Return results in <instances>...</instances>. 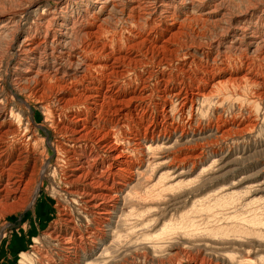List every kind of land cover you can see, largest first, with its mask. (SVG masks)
Instances as JSON below:
<instances>
[{
	"label": "rangeland",
	"instance_id": "rangeland-1",
	"mask_svg": "<svg viewBox=\"0 0 264 264\" xmlns=\"http://www.w3.org/2000/svg\"><path fill=\"white\" fill-rule=\"evenodd\" d=\"M0 130V264H264V0H0Z\"/></svg>",
	"mask_w": 264,
	"mask_h": 264
},
{
	"label": "bare ground",
	"instance_id": "bare-ground-1",
	"mask_svg": "<svg viewBox=\"0 0 264 264\" xmlns=\"http://www.w3.org/2000/svg\"><path fill=\"white\" fill-rule=\"evenodd\" d=\"M105 1V0H104ZM108 1V0H107ZM163 1V0H162ZM133 2V1H132ZM179 2V1H178ZM81 3V2H80ZM112 3V2H111ZM168 3V2H167ZM180 3V2H179ZM104 5V4H103ZM214 11V10H213ZM44 13V12H43ZM212 13V12H211ZM83 20V19H82ZM97 20V19H96ZM72 23H74V22H72ZM73 25V24H72ZM172 25V24H171ZM162 27H163V31H170V25H167V24H162ZM96 28V27H95ZM94 28V30L93 31H86V32H84V35L83 36H85L86 37V39H87V41L85 40V42H84V44L81 46V47H79V49L81 50V53L83 54V55H81V54H79V56L81 55V61H77V59H76V64L78 63L79 65H81L82 67H83V69H82V73H81V75H80V79L79 80H84L87 76V72H86V68H91V69H103L104 70V72L106 73V74H108V76L110 75V74H112V73H114V70H115V67L117 68V66H115L116 64H119L120 62H122V61H124V60H126V59H128L129 60V57H127V55L126 54H117V55H115L114 54V52L110 49V47L108 46V45H106V44H103L104 43V41H103V43H98L97 41V38H99L98 37V31L96 30ZM155 28H157V26L155 27ZM62 31V30H61ZM59 32V31H58ZM71 32V31H70ZM172 32V31H171ZM60 33V32H59ZM55 32H53V33H51V35H52V38H54V36H55ZM148 39V38H147ZM101 40V39H100ZM26 41V40H25ZM56 41V40H55ZM101 42V41H100ZM106 43V42H105ZM145 43V42H144ZM37 44H39V43H36V45ZM135 44V43H134ZM137 44V43H136ZM22 46H27V44H24V45H22ZM75 46V45H74ZM127 47V46H126ZM149 47V46H148ZM154 47V46H153ZM77 49H78V46L76 47ZM78 49V50H79ZM127 51V50H126ZM125 51V52H126ZM80 52V51H79ZM89 53H93V55H92V57L91 56H89L88 54ZM78 54V53H77ZM77 54H76V56H77ZM89 58V59H88ZM87 59H88V61H87ZM134 59V58H133ZM130 60H131V58H130ZM87 61V62H86ZM75 64V66H77ZM79 65L77 66V67H79ZM122 65V64H121ZM124 65V64H123ZM76 67V68H77ZM80 68V67H79ZM76 70V69H75ZM79 70V69H78ZM117 71V70H116ZM92 73V72H91ZM116 73V72H115ZM118 75V74H117ZM108 78V77H107ZM89 79V78H88ZM107 80H109V79H107ZM73 81V80H72ZM75 81H78V80H75ZM254 82V81H253ZM78 85V84H77ZM66 88V87H65ZM88 88V87H87ZM68 89V88H67ZM70 91V90H69ZM197 91H199V92H201L199 89L197 90ZM135 92V91H134ZM199 92H191V93H189L188 95H186L185 94V96L183 97V98H181V100H180V103H181V105H184L185 104V101L187 102V104H190V107H192V99L194 98L195 99V97L197 96V94L199 93ZM82 93V92H81ZM81 93H79V94H81ZM208 94V93H207ZM90 95V94H89ZM178 95V94H177ZM203 95V94H202ZM74 96V95H73ZM88 96V95H87ZM86 96V97H87ZM89 98V97H88ZM134 98V97H133ZM76 99V98H75ZM79 99V98H78ZM83 99V98H82ZM132 99V98H131ZM91 100H92V102H91V104H92V106L94 107V106H96V104H97V100L98 99H96L94 96L93 97H91ZM178 100V99H177ZM172 102V101H171ZM99 104V103H98ZM102 104V103H101ZM100 105V104H99ZM93 107H91L90 109H93ZM100 107H101V105H100ZM163 108H165V106L163 107ZM118 110H121V108L120 109H118ZM124 111V110H123ZM216 129V128H215ZM98 130V129H97ZM96 130V131H97ZM1 131V130H0ZM5 131V130H4ZM7 131V130H6ZM8 132V131H7ZM98 132V131H97ZM103 133V132H102ZM181 133V132H180ZM3 134V133H2ZM105 135V133H103V136ZM1 133H0V139H2L1 138ZM81 137V136H80ZM79 137V138H80ZM3 138H4V136H3ZM5 139V138H4ZM162 143V142H161ZM1 147V146H0ZM1 157V156H0ZM124 158V157H123ZM121 161H122V159H121ZM3 163V164H2ZM120 164V163H119ZM4 166H7V163L5 162V164H4V161L2 162V160H1V158H0V181L2 180V178L4 177V176H7L8 177V173H7V170L6 169H4ZM10 166V165H9ZM126 166V165H125ZM12 167V166H11ZM10 167V168H11ZM123 167V166H122ZM9 168V167H8ZM119 168V167H118ZM125 167H123V169H124ZM126 169V168H125ZM8 179V178H7ZM5 186H6V184H5ZM8 186V185H7ZM6 186V187H7ZM4 188V187H3ZM2 188V189H3ZM9 188V187H8ZM2 189H0V196H1V198L3 197H5L6 195H7V193L8 192H10V190L9 189H4V190H2ZM3 191V192H2ZM5 199V198H4ZM92 199V198H91ZM1 201V200H0ZM99 204V203H98ZM96 205V204H95Z\"/></svg>",
	"mask_w": 264,
	"mask_h": 264
}]
</instances>
